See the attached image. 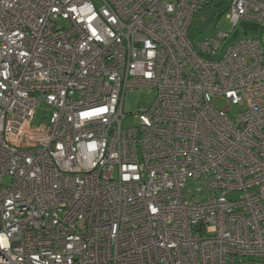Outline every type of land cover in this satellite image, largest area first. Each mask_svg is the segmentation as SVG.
I'll use <instances>...</instances> for the list:
<instances>
[{"label": "built area", "instance_id": "2783aa9c", "mask_svg": "<svg viewBox=\"0 0 264 264\" xmlns=\"http://www.w3.org/2000/svg\"><path fill=\"white\" fill-rule=\"evenodd\" d=\"M0 264H264V0H0Z\"/></svg>", "mask_w": 264, "mask_h": 264}, {"label": "rangeland", "instance_id": "374dc122", "mask_svg": "<svg viewBox=\"0 0 264 264\" xmlns=\"http://www.w3.org/2000/svg\"><path fill=\"white\" fill-rule=\"evenodd\" d=\"M224 4L215 2L197 11L193 17L189 30L190 37L195 41L215 37L219 31H229L231 23L224 13ZM65 24V22H62ZM261 34L260 26L257 22L242 19L232 30L227 39L223 41V46H227L235 40L251 38ZM155 90L149 88L132 89L126 91L124 95L123 110L127 116L123 119L122 125L130 127L137 123L133 114L147 109L153 102ZM224 107V106H223ZM240 107L231 105L230 115H236ZM47 117V108L44 105L38 106L35 111L33 124L44 123Z\"/></svg>", "mask_w": 264, "mask_h": 264}]
</instances>
